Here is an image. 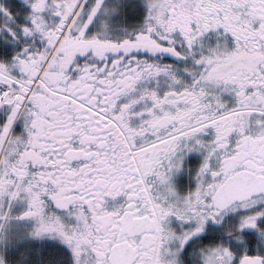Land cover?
Returning <instances> with one entry per match:
<instances>
[{"label": "snow or ice", "instance_id": "obj_1", "mask_svg": "<svg viewBox=\"0 0 264 264\" xmlns=\"http://www.w3.org/2000/svg\"><path fill=\"white\" fill-rule=\"evenodd\" d=\"M0 264H264V0H0Z\"/></svg>", "mask_w": 264, "mask_h": 264}]
</instances>
